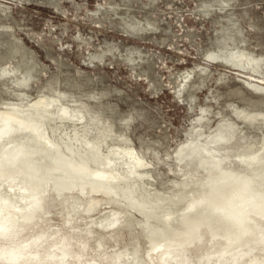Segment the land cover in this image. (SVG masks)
Here are the masks:
<instances>
[{
  "label": "clouds",
  "instance_id": "9594fccd",
  "mask_svg": "<svg viewBox=\"0 0 264 264\" xmlns=\"http://www.w3.org/2000/svg\"><path fill=\"white\" fill-rule=\"evenodd\" d=\"M237 4L0 0V264H264V24Z\"/></svg>",
  "mask_w": 264,
  "mask_h": 264
},
{
  "label": "rangeland",
  "instance_id": "374dc122",
  "mask_svg": "<svg viewBox=\"0 0 264 264\" xmlns=\"http://www.w3.org/2000/svg\"><path fill=\"white\" fill-rule=\"evenodd\" d=\"M76 3H84V0H76ZM69 9L72 10V6L68 5ZM91 7V5H89ZM19 12V10H17ZM238 18L240 16H244L247 14L248 18L251 19L253 24L256 25H261L264 24V0H238V4L236 5V13ZM28 15L33 18H39L41 13L37 11H29ZM102 16L104 15L103 13L101 14ZM105 23L108 24V21L105 20ZM71 27V25H70ZM107 31H111L110 26L106 29ZM99 34V32L95 33ZM109 39H112L109 37ZM257 40L264 39V34L257 35L256 37ZM103 42V41H101ZM135 58V57H133ZM99 80L102 82L104 80H113L116 81L117 83H121L122 81L126 84V86L131 89L134 87V84H132L129 81H126L124 78L120 77L118 75V72H114L112 74H107V73H101ZM106 90L111 91L110 87L107 85H102Z\"/></svg>",
  "mask_w": 264,
  "mask_h": 264
}]
</instances>
